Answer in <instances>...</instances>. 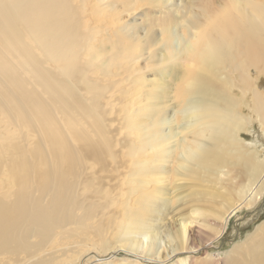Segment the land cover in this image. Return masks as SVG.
<instances>
[{
	"label": "bare ground",
	"instance_id": "6f19581e",
	"mask_svg": "<svg viewBox=\"0 0 264 264\" xmlns=\"http://www.w3.org/2000/svg\"><path fill=\"white\" fill-rule=\"evenodd\" d=\"M74 2L0 0V264L146 255L178 205L188 214L168 229L173 252L187 225L220 236L237 198L264 192L227 71L248 82L264 65V0H189L181 34L173 24L146 38L121 30L119 11ZM226 168L247 175L237 198L216 187Z\"/></svg>",
	"mask_w": 264,
	"mask_h": 264
},
{
	"label": "rangeland",
	"instance_id": "374dc122",
	"mask_svg": "<svg viewBox=\"0 0 264 264\" xmlns=\"http://www.w3.org/2000/svg\"><path fill=\"white\" fill-rule=\"evenodd\" d=\"M74 1L76 2V0ZM139 1L93 0V4L98 8L119 11L123 18L118 23L119 28L131 32L135 30L142 38H146L147 30L151 31L149 35L153 36L152 34L158 33L162 27L173 24H177V33L181 34L184 26L178 22L182 21L183 6L189 0H165L166 4L161 7L143 5L135 12L129 10V5ZM217 2L218 0H216ZM97 29L95 38L105 39L107 37L106 31L101 30L99 32V28ZM98 39H94V42L98 43L100 41ZM141 65L144 66V63L141 62ZM227 71L231 73L233 84L236 87H233L234 96L243 100L240 113L249 124L245 125L244 131L239 137L241 148L245 152L258 151V159L264 160V125L263 121L260 120V115L255 114L252 109V97L249 93L252 91L251 87H255L263 95L264 100V65L250 69L248 82L243 81L236 72H231L230 69ZM148 79L150 80L152 77ZM245 88L249 90L247 95L244 91ZM219 177L220 180L216 186L219 193L224 192L232 198H237L240 187L248 182L244 170L239 168L232 172L226 168ZM251 192L246 191L244 196L237 198L244 200L245 205L229 218L226 229L218 237L200 226L202 221L191 225L185 224L188 226L186 244L183 249L173 252L174 243L170 242L168 229L176 227L180 221L182 223V217L188 214L187 207L180 208L178 205L177 211L167 210L160 215L157 225L158 227L161 226V231H163L160 241L146 255H138L141 256L140 259L137 255L128 254L125 251H120L116 255L113 254L114 257L99 253L98 255L91 254L87 258L96 256V259L92 260L90 264H264V192L256 201L248 204L249 202L246 201L252 197ZM98 260L104 262L98 263ZM82 264H89V262H82Z\"/></svg>",
	"mask_w": 264,
	"mask_h": 264
}]
</instances>
